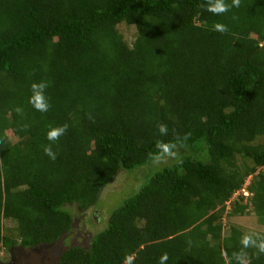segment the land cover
I'll list each match as a JSON object with an SVG mask.
<instances>
[{
	"label": "trees",
	"instance_id": "obj_1",
	"mask_svg": "<svg viewBox=\"0 0 264 264\" xmlns=\"http://www.w3.org/2000/svg\"><path fill=\"white\" fill-rule=\"evenodd\" d=\"M202 4L0 0V244H57L56 264H124L127 255L159 264L164 253L166 264H237L245 231L223 234L221 219L249 175V194L240 191L229 214L251 208L264 220V142L254 143L264 135V0L222 15ZM120 22L136 29L131 45ZM40 81L47 112L29 103ZM65 123L49 141V128ZM185 133L183 163L155 165L156 141ZM120 172L136 182L109 206L105 191ZM3 219L15 221L16 238L2 233Z\"/></svg>",
	"mask_w": 264,
	"mask_h": 264
},
{
	"label": "clouds",
	"instance_id": "obj_2",
	"mask_svg": "<svg viewBox=\"0 0 264 264\" xmlns=\"http://www.w3.org/2000/svg\"><path fill=\"white\" fill-rule=\"evenodd\" d=\"M240 6L241 0H232L231 4H228L226 0H206V4L201 5V7L206 8V11L214 15H222L228 12L231 7L238 8ZM214 30L220 33H226L228 28L223 23L217 22L214 25ZM48 86V82L46 81L33 82L31 84L32 95L29 98V103L32 104L37 111L47 112L51 107L49 98L46 95V89ZM16 111L18 113H22L23 109L21 107H17ZM25 127L27 126L25 125ZM68 128L69 125L67 123L50 127L47 132V139L51 142L58 141L60 137L66 134ZM158 130L161 135L168 134V126L164 123H160L158 125ZM190 135L191 133H185L183 138L177 135L174 140L169 141L157 140L155 143L156 151L149 153L150 159L157 166L161 163H166L168 159H176L178 163H183V161L178 157V146L182 145L183 142L190 137ZM5 136H7V133H5ZM44 152L52 160L57 158V154L53 151L50 144L44 146ZM248 192L249 191L247 190L246 194L243 195L247 196L249 194ZM240 245L241 250L239 252H234L233 257L237 261V264H250V259L246 250L255 249L254 255L257 259L264 255V234L255 231H247L241 236ZM133 259L134 258L131 255H127L125 257L124 264H133ZM168 259V254L164 253L159 259V264H166Z\"/></svg>",
	"mask_w": 264,
	"mask_h": 264
},
{
	"label": "rangeland",
	"instance_id": "obj_3",
	"mask_svg": "<svg viewBox=\"0 0 264 264\" xmlns=\"http://www.w3.org/2000/svg\"><path fill=\"white\" fill-rule=\"evenodd\" d=\"M117 30H118V33L122 36L123 40H125L129 45H131L135 39V36H136L135 27L133 25H128L124 22H120L117 24ZM10 140L12 142L15 141L16 136H11ZM263 142H264V135H260L254 140V143H263ZM235 162L238 165L242 166L243 160L241 159L239 154L236 155ZM250 180H251V176L249 175L244 179V181L242 183V188L235 191L234 194L231 197H229L228 200L225 201V206H226V209L224 211L225 215L222 216V219H221L222 225H223V229H222L223 234H225L228 231V228L230 226H234V227H236L240 230H243L245 232L255 231V232H259L261 234H264V220L260 219L253 212V210L251 208H247V210L245 211V214H239V213L229 214V211L231 210L232 203H233L234 199L238 198L237 196H238L239 192L241 191L242 194H246V192H247L246 186ZM135 182H136V178H134L133 174H129L127 172H125V173L120 172L119 176L116 177L115 183L112 186L108 187V189H106V191H105V192H109L107 194L108 200L107 201L105 200V204H108L109 206L113 205V204H118V202H120V199H121L120 195L123 193H126L128 189H131L134 186ZM140 183H141V180H140ZM120 188H123V189L121 191H119ZM106 209H107V207H106ZM101 210H103V209H101ZM96 225L91 226V225L87 224L85 227H82V231L83 232H86L87 230L91 231V229H94V228L97 230L98 227L101 226V224H99V223H96ZM2 226H3L2 233L7 234V235L11 236L12 238H16L17 231L14 229L15 221L3 219L2 220ZM56 247H57V244L56 245H50V246H48V248H46V250H50V251L52 250L54 252L57 250ZM0 250H2V253H1L2 258H4V259L7 258L8 254H9L8 250L4 247H1V246H0ZM39 255L40 254H37L35 256L34 264H40V262L43 261V259L41 257H39ZM31 258L34 259V257H31ZM39 258H41V259H39Z\"/></svg>",
	"mask_w": 264,
	"mask_h": 264
},
{
	"label": "flooded vegetation",
	"instance_id": "obj_4",
	"mask_svg": "<svg viewBox=\"0 0 264 264\" xmlns=\"http://www.w3.org/2000/svg\"><path fill=\"white\" fill-rule=\"evenodd\" d=\"M85 233L86 232L82 231V228L76 229L74 234L70 236L69 241L74 243L78 239L80 240L81 238H83ZM0 246L4 247L2 244H0ZM48 246L50 245L37 244L35 246H32L31 248H26L22 246L19 242H16L8 247H4L9 252L7 258H2V250H0V264H34L35 256L37 254H40L39 257L43 259L40 264H56V260L58 258L57 250L54 252L52 250H46ZM31 257H34V259Z\"/></svg>",
	"mask_w": 264,
	"mask_h": 264
}]
</instances>
